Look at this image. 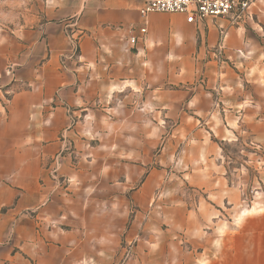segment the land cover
<instances>
[{
    "label": "crops",
    "instance_id": "1",
    "mask_svg": "<svg viewBox=\"0 0 264 264\" xmlns=\"http://www.w3.org/2000/svg\"><path fill=\"white\" fill-rule=\"evenodd\" d=\"M142 7L47 0L42 25L0 31V264H116L137 237L124 264H243L223 230L243 197L217 139L245 116L246 21ZM68 145L65 192L51 169Z\"/></svg>",
    "mask_w": 264,
    "mask_h": 264
},
{
    "label": "rangeland",
    "instance_id": "2",
    "mask_svg": "<svg viewBox=\"0 0 264 264\" xmlns=\"http://www.w3.org/2000/svg\"><path fill=\"white\" fill-rule=\"evenodd\" d=\"M47 0H0V31L11 36L15 31L35 29L45 22ZM233 22H245V50L243 57L245 80L241 125L232 142L217 139L223 150L224 163L230 187L236 186L242 193L239 206L230 207L224 219L228 220L224 236L228 246L229 261L234 247L242 248L243 264L264 263V0H259L249 18ZM248 20V21H247ZM236 24V23H235ZM75 42L73 56L79 54V45ZM73 41H75L73 39ZM246 44L248 46H246ZM221 57L220 54H218ZM248 61V62H246ZM246 65H254L247 70ZM257 66L259 68L257 69ZM12 66L5 76L13 75ZM241 69V68H240ZM252 69L256 74H252ZM68 145L53 161L51 173L59 187L67 192L71 180L60 174L62 159L71 151ZM176 174L180 172L174 171ZM178 197L193 202L194 194L189 185L174 180ZM69 194V193H67ZM135 207L133 206V211ZM224 212V211H223ZM132 221V220H131ZM139 238L124 241L119 250L120 258L116 264H124L134 257ZM190 248V244H187ZM250 251L260 253L259 259L252 261Z\"/></svg>",
    "mask_w": 264,
    "mask_h": 264
},
{
    "label": "built area",
    "instance_id": "3",
    "mask_svg": "<svg viewBox=\"0 0 264 264\" xmlns=\"http://www.w3.org/2000/svg\"><path fill=\"white\" fill-rule=\"evenodd\" d=\"M259 0H143L140 15L147 19L153 13H169L187 15L189 23L202 22L207 19L234 18L241 20L250 18L252 10ZM142 34L147 33L146 27L141 29ZM72 42L75 44L77 40ZM132 45L138 39L132 37Z\"/></svg>",
    "mask_w": 264,
    "mask_h": 264
}]
</instances>
